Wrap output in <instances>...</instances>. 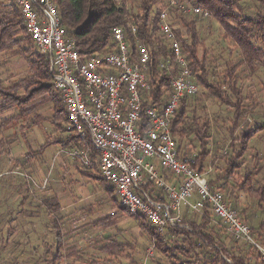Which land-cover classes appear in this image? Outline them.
Listing matches in <instances>:
<instances>
[{
	"label": "trees",
	"instance_id": "1",
	"mask_svg": "<svg viewBox=\"0 0 264 264\" xmlns=\"http://www.w3.org/2000/svg\"><path fill=\"white\" fill-rule=\"evenodd\" d=\"M173 1L174 5L170 3L167 5L168 13L172 14L176 23L185 30L184 35L179 28H174L172 23H169L172 29L174 28L173 31L180 43L181 52L187 60L194 83L205 90V96L212 97L220 105L226 106L231 114L230 126L225 128L227 132V141H225L233 149L232 153L234 154L228 160V167L224 171L226 178H228L239 167L238 164L242 163L249 150L250 141L259 133L264 132L263 123L261 126L246 130L241 136H235L242 122L247 117H251L260 106L256 98L252 96L253 94L247 95L243 91L242 76L245 78L248 75L254 76L257 68H264V0ZM53 2L57 6L66 37L74 41L75 50L82 60L91 54L111 51L114 47L111 40V30L117 27L124 29L130 54L135 61L140 46L149 48L152 54L151 60L146 65L145 73L150 84V90L144 94V106L154 105L159 108L165 106L171 91V81L178 75V66L170 56L168 42L159 33L158 21L161 12L157 10L158 0H53ZM245 2L255 3L259 9L250 14L251 8L243 7ZM180 6H197L205 9L209 13V18L202 19L192 15L194 19H210L216 22L222 31L221 38L236 49L238 60L224 62L221 80L210 81L212 75L208 72L206 57L199 56V49L202 48L203 42L199 39L196 21H187ZM131 27L135 28V33H132ZM33 47V42L27 35L20 11L14 2L0 3V53L19 56L27 60L29 67L28 75L17 82L8 86L0 82V131H8L18 127L20 122L26 120L30 115H34L41 103L46 102L52 105L51 118L45 120L40 119L39 116H34L36 119L31 121L32 125L39 126V121L44 120L57 132H63L67 135L64 140L58 142L62 148L85 149V146L79 143L75 136L67 133L65 109L59 94L52 86L48 60L44 55L33 51ZM166 63L169 64L166 66L167 69L165 68ZM262 91L264 96V85ZM188 98L190 97L185 96L181 99L170 122V133L176 141L178 158L181 160H186L188 149L186 146H181L180 141L188 142L190 140L192 145H198V154L192 162L187 161L197 173L203 174V165L208 153L205 147L211 138L212 126L213 124L217 125V120H210L206 114L201 118L194 113V110H192V117L189 118L187 116ZM204 108L201 106V109ZM13 110L15 113L17 112L16 115L4 116ZM16 139V136L11 134L8 138L0 140V159L8 154L9 145ZM88 152L90 166L88 169L78 170V173L87 179L104 184L111 199L112 207L116 209L114 218L107 215L94 222L95 226L112 227L118 215L128 216L135 220L139 229L148 237L154 245L156 253L165 257L171 264H252L251 259L254 264H260L258 260L262 257L255 247L254 249L258 254L253 253L256 258L250 255L248 261L240 256H233L226 250V246L220 243L221 236L215 231V226H211L216 218L208 205H204L199 223L183 219L182 224L187 225L189 229L167 226L162 234H158L143 218L129 216L118 207L113 187L101 178L97 166V153L91 148H88ZM40 156L41 152L28 150L24 155V163L28 164ZM232 160L238 164H232ZM258 173L254 171L245 174L243 182L237 189L256 202L258 209L263 213L264 181H261V185L257 188L254 186V183L257 182ZM163 175L166 180L171 181L169 174L163 173ZM218 177L220 176L217 175L214 181L208 183L213 191L220 188L217 185ZM212 186L216 189H213ZM193 199L195 202L196 197L193 196L191 201ZM20 205H24V200ZM42 206L48 212V216L59 211V203L55 198H48L43 201ZM241 214L245 215V212H241ZM26 216L31 217V215ZM244 220L249 219L245 217ZM51 223L55 238V253L51 254V258L46 260L45 264H60L65 257L79 258L80 251L74 250V248L65 249L63 246L58 221L52 220ZM248 228L251 236L254 233L260 238L264 237V221L259 222L257 227L248 226ZM8 235L5 236L6 239ZM7 243L5 240L1 247L4 248ZM19 244L17 243L15 247ZM125 245L109 240L108 243L99 247V251L109 256L120 257L125 253ZM250 248L253 249V246ZM64 251L67 254L62 256L60 252ZM200 254L204 256L201 260L195 258V255Z\"/></svg>",
	"mask_w": 264,
	"mask_h": 264
},
{
	"label": "rangeland",
	"instance_id": "2",
	"mask_svg": "<svg viewBox=\"0 0 264 264\" xmlns=\"http://www.w3.org/2000/svg\"><path fill=\"white\" fill-rule=\"evenodd\" d=\"M8 2L10 0H0L3 4ZM169 2L170 0H158L157 10L165 11L168 22L172 23L174 28H179L184 35L185 30L176 23L174 16L168 13ZM246 6L251 8L250 14L259 9L257 4L251 2H245L243 7ZM183 14L187 21L195 20L190 13ZM195 21L199 39L203 42L199 56L206 57V66L209 74L212 75L210 81H219L223 75L224 62L237 61L238 53L230 43H226L221 38L222 31L216 22L198 18ZM33 49L38 53L35 47ZM28 73L27 60L10 53H0L2 84L11 85L26 77ZM242 78L243 91L247 95L253 94L260 106L251 117H247L242 122L235 136H241L246 130L264 123L262 91L264 68H257L254 76L248 75ZM197 88L198 92L187 99L189 104L187 116L191 118L194 110V113L201 118L206 114L210 120H217V125L212 126L211 138L205 147L208 153L202 173L208 183L219 175L217 185L220 188L216 189L213 186L212 188L222 193L227 205L237 213L241 221L249 227H257L259 222L264 221V212L262 213L256 202L237 187L243 182L245 174L254 171L259 172L254 186L257 188L261 185L260 182L264 181V132L250 141L249 150L241 164L236 163L235 160L231 161L239 167L231 173V177L226 178L224 171L228 167L227 162L234 155L233 149L226 142L225 129L230 126L231 114L226 106L220 105L212 97L205 96L203 88L199 85ZM201 106L205 108L201 109ZM52 111L50 103H41L34 115L20 122L18 127L0 131V140L8 138L11 134L17 138L9 145L8 154L0 159V264H45L46 260L51 258V254L55 253L52 220L59 223L65 249L74 248L81 252L79 258L65 257L60 264H171L165 257L156 253L154 245L130 217L118 215L112 227L94 225L97 220L112 213L116 214V209L112 207L104 184L81 176L78 170L86 168L80 160L62 154L64 150L73 149L62 148L58 144L67 137L65 133L57 132L44 120L39 121V126L32 125L31 121L36 119L34 116L48 120L52 116ZM16 114L17 112L13 110L4 116L11 117ZM180 145L186 146L188 149L186 160L192 162L198 154V145H192L190 140L180 141ZM28 150L39 151L41 156L25 164L24 155ZM48 198H55L59 203V211L52 216H48V212L42 206L43 201ZM23 200L24 205H20ZM193 201L194 199L190 200V203H194ZM185 207L181 210V221L184 219L199 223L201 213L194 212L189 206ZM241 212H245V215ZM245 217L249 220H244ZM211 226H215V231L221 236L220 243L226 246V250L231 255L240 256L248 261L250 255L258 254L252 244L236 241L229 229L216 219ZM6 235H8L7 239ZM252 236L254 242L264 250V237L260 238L254 233ZM5 240L8 243L2 248ZM109 240L126 244L125 253L120 257L101 253L99 247ZM17 243L20 244L15 247ZM252 246L253 249L250 248ZM60 254L64 256L67 253L64 251ZM203 257L202 254L195 255L198 260ZM251 263L254 264L252 259ZM258 263L264 264V259L260 258Z\"/></svg>",
	"mask_w": 264,
	"mask_h": 264
},
{
	"label": "built area",
	"instance_id": "3",
	"mask_svg": "<svg viewBox=\"0 0 264 264\" xmlns=\"http://www.w3.org/2000/svg\"><path fill=\"white\" fill-rule=\"evenodd\" d=\"M10 1L19 9L35 49L48 60L52 86L65 109L67 133L85 146L62 154L79 159L88 169V148L96 152L100 176L113 187L118 207L129 216L143 218L158 234L167 226L189 229L181 221L183 207L201 213L208 205L235 240L252 244L264 259V250L254 242L248 226L230 209L222 193L211 190L204 174L178 158L170 122L181 99L195 95L198 88L165 11L159 16L158 29L168 42L178 75L171 81L167 103L159 108L144 106V94L150 90L145 69L151 50L140 46L135 61L124 29L111 30V51L82 60L74 41L66 37L53 0ZM169 3L174 5L173 0ZM180 9L209 18V13L197 6ZM131 30L135 33L134 27ZM163 173L169 174L171 181ZM193 196L196 201L191 204Z\"/></svg>",
	"mask_w": 264,
	"mask_h": 264
}]
</instances>
